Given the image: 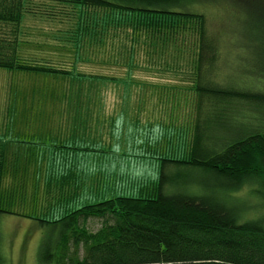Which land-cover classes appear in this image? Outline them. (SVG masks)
I'll return each instance as SVG.
<instances>
[{
    "label": "trees",
    "instance_id": "trees-1",
    "mask_svg": "<svg viewBox=\"0 0 264 264\" xmlns=\"http://www.w3.org/2000/svg\"><path fill=\"white\" fill-rule=\"evenodd\" d=\"M225 1L233 7L234 14H239L243 8L248 17L253 16L251 8L264 7V0ZM66 2L76 5L81 11L80 16L86 11H103L112 15L115 26H131L133 32L139 31L140 42L134 38L133 43L148 45L159 54L161 69L183 71L180 67L182 61L171 62L175 67L168 64L166 49L172 43L177 46L193 45L195 50L190 54L193 57L190 74L194 78L192 91L197 97L196 120L190 153L181 159H163L161 174L156 184L152 185L154 187L148 181L137 183L130 179L126 187L134 185V196H115L99 203L84 204L80 208L59 206L58 218L35 219L41 225L53 227L57 234L54 249L44 246L42 258L54 264H264V225L260 221L245 220L235 205L236 196L233 194L255 178L264 179V125L255 123L252 129L236 131L235 137L229 136V139L223 136L220 140L225 143H220V146L211 145L208 148L205 144L207 137L211 139L204 128L205 123L219 124L227 118H240L264 110V92L258 89L253 77L243 74L234 82L230 79L231 67L224 66L230 57L235 56L234 65L242 60L238 51L242 45L235 35L224 39L223 34L230 32L224 33L221 28L222 34L217 33L210 26L208 17L194 10L197 3L205 0ZM42 5L27 0H0V69L70 78L74 75L63 67L32 64L20 56L23 19L33 13L36 16L46 14ZM32 8H37L36 12ZM185 9L191 10L187 12ZM259 17L263 19L260 20V34L264 38V16ZM84 26L90 28L88 23ZM79 28L82 29L81 26ZM95 28L100 29L98 25ZM189 32L193 40L186 44ZM259 47L264 50V44ZM163 62L167 64L163 65ZM250 70L246 72L251 73ZM131 77H128V83ZM76 78L79 82H76L78 88L75 94L79 102L75 112L79 127L86 125L89 129L91 125V135H94L97 146L92 151L98 154L101 152L98 146L113 145L105 143V127L99 126L108 125L110 119L101 116L105 111L104 99L99 110L97 103L100 105L101 99L96 102V97L91 98L88 92L89 89L99 90L98 87L102 91L106 88L103 86L105 83L120 81L102 75L76 74ZM114 131L112 126L110 135L113 139ZM81 150L89 151L90 148L83 147ZM10 155L8 142L0 139V215L11 213L3 207L6 195L29 192L16 182H12L11 189L8 188L5 178L12 164ZM168 164L203 172L213 179L214 185L202 192L179 190L167 193V186L178 184L166 175ZM70 174L72 172L59 179H66ZM39 190L37 187L34 197L39 196ZM90 219L100 221L101 228L91 231L86 226ZM2 241L0 231V264L4 261Z\"/></svg>",
    "mask_w": 264,
    "mask_h": 264
},
{
    "label": "rangeland",
    "instance_id": "rangeland-1",
    "mask_svg": "<svg viewBox=\"0 0 264 264\" xmlns=\"http://www.w3.org/2000/svg\"><path fill=\"white\" fill-rule=\"evenodd\" d=\"M27 1L38 3L40 6L43 4L46 14L30 15L31 19L28 20L30 27L28 26L27 33L31 37L28 39L24 35L26 42H21L22 49L37 52L41 49L37 45H41L42 42L44 50L49 48V51L54 53L57 52L56 47L60 48V53L64 50L62 56L54 55L59 59L57 61H60L58 63L60 67L74 75L70 78L66 77L63 84L66 85L68 95L66 112L75 111L78 106L75 90L78 88L76 82L79 80L76 74L102 75L110 79L115 77L120 81V83L111 81L105 83L103 86L106 88L102 91L101 87H98L99 90L89 89L88 92L91 98L96 97V102L98 98L101 99V104L97 103L99 110L102 106V98L104 99L105 111L101 116L109 117L110 120L106 125L108 129L103 124L99 126L103 129L105 127L104 141L107 145L112 143V146H98L101 152L97 155L95 152L89 155L90 153L86 151H80L82 155L75 162L77 168L66 179L49 175L48 177L51 178L44 181L45 168L15 170L10 166L8 169L5 178L8 188H12V180H17L22 182L24 184L21 185L22 188L25 186L29 192H25L27 195L22 191L5 196L3 207L11 213L0 215L4 258L2 264H54L42 258V248L45 246L54 249L56 231L53 227L41 225L35 219L58 218L59 206L80 208L84 204L99 203L115 196H134V185L126 187L130 179L134 182L138 181L137 183L148 181L152 186L160 177L163 159H181L190 153L197 99L192 91L191 82L194 78L193 74H190V62L193 57H190V54L192 55L195 49L193 50V45L170 44L166 49L168 64L175 67L171 62L182 61L180 67L183 71H172L171 68L164 67L161 69L159 66L161 56L148 45H139V31L133 32L131 26L123 28L115 26L110 13L93 10L86 11V14L80 16V9L66 0ZM222 1L205 0L197 3L198 6L194 10L205 14L211 23L210 26L217 33L222 34L221 28L224 33L230 32L223 34L224 39L232 38L230 36L234 34L241 43L242 47L238 50L241 62L236 61V65L232 64V61H235L233 56L224 64L225 67H231L230 79L236 82V79H240L243 74L251 75L258 84V89L264 92V50L259 47L260 44H264V38L260 34L262 28L260 20L263 19L259 17L264 16V10L262 12L264 7L251 8L253 16L248 17L243 8L239 14H234L233 7L227 5V1ZM32 10L36 12L37 8ZM185 10L190 12L191 9ZM36 17H44V19L36 20ZM85 23H88L90 28L87 29ZM96 24L100 29L95 28ZM41 29L44 30L43 33ZM234 31L237 32L233 33ZM189 35L190 32L186 37V44L193 40V36ZM134 38L139 42L133 43ZM141 43L143 44V41ZM23 55L26 59L20 54L23 60L30 61L32 55L27 57L24 52ZM166 64L163 62V65ZM248 69L252 72L247 73ZM129 72L132 77L128 83ZM26 74L28 73L0 69V118L4 116L2 110L5 108V102L9 104L7 91L11 90L13 93L11 101L13 99L16 102L17 98H14V94L17 92V83H15L17 76ZM6 85L7 88H4ZM50 106L52 111L53 109L57 111L55 107ZM121 115L123 116L119 118L118 116ZM69 120L75 125L80 124L77 119ZM255 123L264 125V110L258 114L248 113L240 118H227L225 122L219 124L205 123L204 128L211 137L205 139V144L208 148L211 145L220 146V143H225L220 140L221 137H235L236 131L250 130ZM1 124L0 119V126ZM26 125L34 127V121L26 120ZM112 126L115 129L114 139L110 135ZM80 129L83 133L87 130L93 133L90 124L89 129L86 125ZM112 165L114 167H111ZM35 171H39V174L36 173L39 181L35 179ZM165 173L170 179L178 182L177 186L176 184L167 186L166 189H169L166 190L167 193L179 190L202 192L203 189L214 185L209 175L188 167L168 164ZM37 187L40 188L39 196L31 198L36 194ZM233 194L236 196L235 205L244 219L260 221L264 225V179L255 178ZM86 226L91 231H97L101 228V222L90 219Z\"/></svg>",
    "mask_w": 264,
    "mask_h": 264
},
{
    "label": "crops",
    "instance_id": "crops-1",
    "mask_svg": "<svg viewBox=\"0 0 264 264\" xmlns=\"http://www.w3.org/2000/svg\"><path fill=\"white\" fill-rule=\"evenodd\" d=\"M37 18L44 19V17H36V20H38ZM29 19H31L30 15H26L23 19L22 42H26L24 35L28 39L31 37L27 33L30 27L28 25ZM41 31L43 33L44 30L41 29ZM42 35L41 37L43 38ZM40 44L37 46L41 47V49H38L37 52L22 49L23 46L21 44L19 52L22 58L26 59V57H23L24 52L27 57L32 55L29 58L30 61H27L29 63L50 64L60 67L58 64L60 61H57L59 59L54 54L62 56L64 50L60 53V48L56 47L57 52L54 53L53 51L50 52L49 48L44 50L43 43L41 42ZM10 72L28 73L17 76L15 83H17L18 93L14 94V98H17L16 102L13 99L11 101V94H13L11 90H8L7 93L5 92L8 94L9 104L7 105V102H5V108L2 110L4 116L0 118L2 120L0 139L8 142L9 147L12 146L10 148L11 167L17 169L45 168L44 181L54 176L59 178L69 172H74L77 168L75 162L82 155L80 153L82 151L81 148H90L86 152L92 155L94 152L92 149H96L97 146L93 139L94 135L92 136L89 130L83 133L78 125L69 120L73 118V120L77 119L78 121L79 118L75 111H65L68 95L66 85L63 86V84L66 77L40 72ZM49 81L54 83L50 84ZM4 88H7V85ZM13 90L14 88L12 87ZM50 105L53 108L55 107L57 111L55 109L52 111ZM15 110L17 111L16 113ZM28 110L34 112H26ZM67 119L68 121H66ZM26 120L34 121V127H28ZM85 155L87 154L85 153ZM111 167H114V165ZM36 173L39 174V171H35L34 176ZM49 175L51 177H48ZM35 179L39 181V176L36 175ZM12 182L19 183L17 185L23 184L17 180H12Z\"/></svg>",
    "mask_w": 264,
    "mask_h": 264
}]
</instances>
